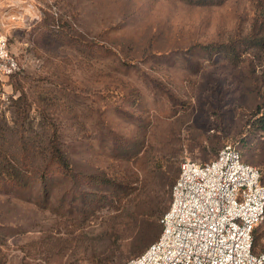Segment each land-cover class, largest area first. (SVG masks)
Segmentation results:
<instances>
[{"label": "rangeland", "instance_id": "1", "mask_svg": "<svg viewBox=\"0 0 264 264\" xmlns=\"http://www.w3.org/2000/svg\"><path fill=\"white\" fill-rule=\"evenodd\" d=\"M0 26L21 67L1 88L0 119L12 122L25 91L31 123L61 125L74 170L98 177L49 175L44 195L1 184L0 264H124L142 253L155 239L124 225L103 179L157 165L177 176L184 159L238 141L264 183V130L249 125L264 103V0H0ZM131 144L133 163L120 157ZM112 234L132 239L114 250ZM253 239L264 248V219Z\"/></svg>", "mask_w": 264, "mask_h": 264}, {"label": "built area", "instance_id": "2", "mask_svg": "<svg viewBox=\"0 0 264 264\" xmlns=\"http://www.w3.org/2000/svg\"><path fill=\"white\" fill-rule=\"evenodd\" d=\"M20 70L0 26V91ZM263 219L259 169L225 143L210 161L180 163L159 236L124 264H264V249H252L253 229Z\"/></svg>", "mask_w": 264, "mask_h": 264}, {"label": "trees", "instance_id": "3", "mask_svg": "<svg viewBox=\"0 0 264 264\" xmlns=\"http://www.w3.org/2000/svg\"><path fill=\"white\" fill-rule=\"evenodd\" d=\"M205 1L197 0L201 4ZM261 42L263 44L262 49H264V39ZM37 95L41 96V92H38ZM44 95L43 99H45ZM12 103V122L9 124L0 119V185H6L11 189L30 190L40 187L39 192L44 195L49 175H55L59 177V180L62 177H68L72 185L77 182L76 176H82L89 182L97 183V172H93L95 171L93 166L87 165L88 167L83 171L74 170V164L66 154L67 145L60 138L61 125L52 121L40 123L37 126L31 123L32 101L25 91L13 99ZM252 113L255 116L249 123L252 132L264 130V103L256 104ZM39 114L42 118H46L44 109L41 108ZM106 125L103 129H110ZM226 143L235 144L240 151L238 141ZM139 148L137 145L131 144L128 149L120 153V157L133 163L135 156L141 152ZM259 172L260 180L263 183L262 173L260 170ZM131 176L119 182H116V178L103 179V183L110 184L114 189L112 198L108 202L117 209L123 207L125 211L123 215L125 218L124 225L146 229L141 242L147 244L150 240H156L160 234V219L169 206L171 187L177 176L167 166L159 165L140 175L133 172ZM137 181L139 184L133 185ZM256 227L253 229L252 235ZM112 235L114 236L110 238L109 242L114 250L120 248L119 246L125 238L130 237L119 234ZM140 247L141 245L137 250L141 251ZM252 249L255 251L254 239Z\"/></svg>", "mask_w": 264, "mask_h": 264}]
</instances>
